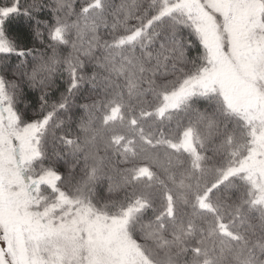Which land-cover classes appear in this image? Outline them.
Returning a JSON list of instances; mask_svg holds the SVG:
<instances>
[{"label": "snow or ice", "instance_id": "6c2138e0", "mask_svg": "<svg viewBox=\"0 0 264 264\" xmlns=\"http://www.w3.org/2000/svg\"><path fill=\"white\" fill-rule=\"evenodd\" d=\"M0 264H264V0H0Z\"/></svg>", "mask_w": 264, "mask_h": 264}, {"label": "trees", "instance_id": "16d2710c", "mask_svg": "<svg viewBox=\"0 0 264 264\" xmlns=\"http://www.w3.org/2000/svg\"><path fill=\"white\" fill-rule=\"evenodd\" d=\"M21 2L24 3L25 0H21ZM25 25H26V21L23 20L22 18H20V19L13 20L10 27L15 32L18 29L24 28ZM63 91H64V87H63L62 82H58V86L55 89H53V94L51 96V99H53V100L58 99L60 94ZM38 95H39V93H32L30 98H29V102L32 104L31 110H35L39 107ZM81 102H83V101L82 100L77 101V103H81ZM74 111H75V109H74ZM77 115H78V113H77Z\"/></svg>", "mask_w": 264, "mask_h": 264}]
</instances>
